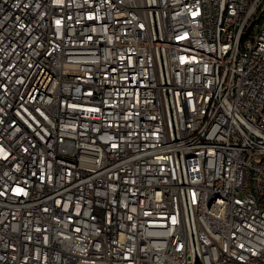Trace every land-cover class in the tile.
Here are the masks:
<instances>
[{"label": "built area", "instance_id": "1", "mask_svg": "<svg viewBox=\"0 0 264 264\" xmlns=\"http://www.w3.org/2000/svg\"><path fill=\"white\" fill-rule=\"evenodd\" d=\"M0 264H264V0H0Z\"/></svg>", "mask_w": 264, "mask_h": 264}, {"label": "water", "instance_id": "2", "mask_svg": "<svg viewBox=\"0 0 264 264\" xmlns=\"http://www.w3.org/2000/svg\"><path fill=\"white\" fill-rule=\"evenodd\" d=\"M260 20V18H258L256 21H254L251 26L249 27L248 29V33L245 34V37H247L252 31H253V28L255 27L256 23Z\"/></svg>", "mask_w": 264, "mask_h": 264}]
</instances>
